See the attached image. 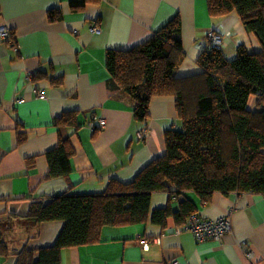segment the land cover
Segmentation results:
<instances>
[{"label": "crops", "instance_id": "crops-1", "mask_svg": "<svg viewBox=\"0 0 264 264\" xmlns=\"http://www.w3.org/2000/svg\"><path fill=\"white\" fill-rule=\"evenodd\" d=\"M51 9L62 17L50 21ZM176 17L185 52L178 77L201 70L197 58L212 30L224 36L228 57L238 44L261 49L237 13L211 17L206 0H102L78 11L71 10L70 0H0V26L12 33L10 41L0 37V233L11 251L51 245L63 227L61 220L38 225L26 218L33 200L102 193L114 178L130 181L164 152V131L182 128L173 95L152 97L146 127L134 120L130 97L108 87L106 65L108 49L139 45ZM95 24L98 32L91 30ZM42 91L44 98L38 96ZM66 111H77L80 125L67 129L74 150L71 172L47 177L46 154L58 141L54 122ZM93 117L105 124L91 127ZM190 197L201 218L229 219L219 239L199 241L172 216L165 224L150 217L103 226L99 241L64 249L61 264H264V195L216 192L209 203ZM170 198L155 192L151 210L166 207ZM171 199L175 210L179 199ZM16 261L12 253L0 256V264Z\"/></svg>", "mask_w": 264, "mask_h": 264}, {"label": "trees", "instance_id": "trees-1", "mask_svg": "<svg viewBox=\"0 0 264 264\" xmlns=\"http://www.w3.org/2000/svg\"><path fill=\"white\" fill-rule=\"evenodd\" d=\"M101 1L70 0V7L78 11ZM206 2L211 17L237 13L245 29L259 42L260 51L238 44L236 54L228 57L223 44L208 42L197 58L201 70L178 77L177 70L185 57L179 17L139 45L108 49V87L130 97L134 120L147 125L152 97L173 95L182 128L164 131V152L130 181L114 178L102 193L66 192L33 200L26 218L38 225L63 221L56 240L48 246L25 245L11 251L0 233V256L12 253L17 257L16 264H61L64 249L99 241L105 225L145 223L150 217L165 224L172 216L177 225L183 226L197 210L190 194L202 203H209L216 192L264 195V0ZM61 17L58 9L49 11L50 21ZM54 83L60 86L62 79ZM77 117V111L56 117L58 141L46 154L47 177L71 172L74 150L67 129L79 128ZM155 192H168L171 198H178L177 209L170 198L166 207L152 211Z\"/></svg>", "mask_w": 264, "mask_h": 264}, {"label": "built area", "instance_id": "built-area-1", "mask_svg": "<svg viewBox=\"0 0 264 264\" xmlns=\"http://www.w3.org/2000/svg\"><path fill=\"white\" fill-rule=\"evenodd\" d=\"M99 28L100 27L97 24H95L93 25L91 30L93 32H98L100 30ZM0 37L4 39L5 41L12 40L11 29L7 25L0 26ZM208 37L214 39V41L209 40L210 44L212 45L224 44V39L222 37V34H219L217 31L215 32V30L210 31L208 33ZM38 96L41 98H44L46 96L45 91H42V93H39ZM97 123L103 126L105 124V121L104 119L98 120L96 118H93L90 121L91 127H96ZM229 223L230 222L227 217L220 218L217 221H211L209 219L206 220V219L201 218L198 215V213H193L188 217L186 223L181 227L190 230L193 233L194 237L197 240L201 241L206 238L219 239L228 229ZM155 240L158 241V239H155ZM142 243L146 244L147 241L142 240ZM247 254L250 257L251 261H253L252 253L249 252ZM171 264H179V262L175 260Z\"/></svg>", "mask_w": 264, "mask_h": 264}, {"label": "rangeland", "instance_id": "rangeland-1", "mask_svg": "<svg viewBox=\"0 0 264 264\" xmlns=\"http://www.w3.org/2000/svg\"><path fill=\"white\" fill-rule=\"evenodd\" d=\"M209 40L214 41V39H212V38H210V37L208 38V41H209ZM209 42H210V41H209Z\"/></svg>", "mask_w": 264, "mask_h": 264}]
</instances>
